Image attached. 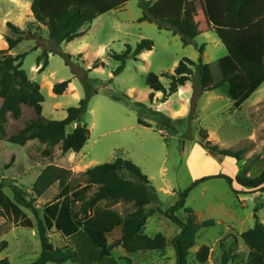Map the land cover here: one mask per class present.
I'll use <instances>...</instances> for the list:
<instances>
[{"label":"rangeland","instance_id":"374dc122","mask_svg":"<svg viewBox=\"0 0 264 264\" xmlns=\"http://www.w3.org/2000/svg\"><path fill=\"white\" fill-rule=\"evenodd\" d=\"M190 6L200 29L204 30L196 39L198 47H185L179 35L161 31L155 23L140 22L143 11L139 1L132 0L84 27L83 35L71 43H55L50 40L47 28L35 25L31 28L34 35L26 36L10 52L13 56L26 54L23 69L42 89L46 119L64 121L70 109L79 107L82 100L90 97L81 124L87 125L91 134L80 153L65 154L59 146L51 150L52 157L46 154L48 146L38 140L19 146L0 139L1 181L6 186L17 184L33 199V186L51 164L72 169V183L77 185L86 183L83 172L89 168L114 163L118 157L132 161L159 195L158 205L150 207H158L160 212L149 219L146 234L150 237L164 235L167 249L165 255L155 251L129 255L116 247L113 256L120 264H128L123 258L131 259L132 264H178L174 242L182 229L167 214L180 201L179 193L207 176L256 178L264 170V85L242 108L235 109L227 88L202 92L199 67H194L192 81L180 88L179 93L167 101L163 93L155 94L150 100L147 76L156 74L169 92L170 77L180 62L190 59L199 64L202 46L206 48L203 61L210 66L214 81L222 79L218 61L226 56V48L214 31H205L207 24L198 1L191 0ZM34 20L32 0H0V51L8 49L5 37L12 36L7 23L29 30ZM144 40L154 42L153 50L143 53L138 60L128 59L123 72L117 73L122 64L112 55L125 52L129 46L136 49ZM60 53L71 54L73 58L69 60ZM45 55H48L49 65L45 72L39 73V59ZM96 62L104 63L105 67H96ZM64 81H71L67 92L54 94V86ZM5 99L0 94V107ZM35 119L34 109L25 105L19 120L8 115L7 137L16 135ZM140 121L151 128L142 126ZM76 127L77 124L70 126L68 132ZM205 136L209 137L207 141ZM215 145L221 150H244L241 162L213 153L210 148ZM236 188L241 190L237 185ZM58 191L56 184L41 199H36L40 218L44 205ZM5 192L14 197L8 187ZM105 204L123 216L133 211L130 204ZM186 207L194 210L200 222L215 221L214 227L202 229L198 234L188 264H201L197 253L203 246L212 251L207 264H222V241L228 250L239 255V260H246L249 251L240 235L254 228L257 219L264 224V192L236 196L226 180L215 178L198 186L187 199ZM24 212L37 225L35 213L28 209ZM175 216L186 219L184 210L177 211ZM121 236L120 229L109 235V239L113 243ZM50 239L56 248L65 246L59 233H50ZM4 242L8 246L1 249ZM41 253L37 226L34 229L16 227L12 216L0 215V260L34 264Z\"/></svg>","mask_w":264,"mask_h":264},{"label":"trees","instance_id":"16d2710c","mask_svg":"<svg viewBox=\"0 0 264 264\" xmlns=\"http://www.w3.org/2000/svg\"><path fill=\"white\" fill-rule=\"evenodd\" d=\"M130 1L132 0H32L35 22L29 24V30L7 23L12 36L5 37L8 49L0 51V94L6 97L0 107L1 140L19 146L38 140L48 146L47 155H51V150L59 146L65 154L80 153L84 149L91 132L87 125L81 124V120L88 110L90 97L82 100L79 107L70 109L66 120L46 119L43 116L45 98L42 89L23 69L26 54L13 56L10 52L22 43L26 36L34 35L31 28L35 25L47 28L51 41L71 43L83 35L84 27L107 13L121 9ZM138 1L143 11L140 22L155 23L159 30L179 35L185 47L191 45L198 47L196 39L202 32L189 0ZM200 1L208 23L227 51V55L218 61L221 81H214L210 66L203 62L205 46H202L199 48L201 54L199 64L190 59L180 62L174 75L170 77L169 92L156 74L150 73L147 76L146 85L151 90L150 100L155 94L163 93L164 101H167L177 94L180 88L192 81L193 68L199 67L202 92L227 88L228 96L233 100V107L240 109L264 85V0ZM154 46L153 41L144 40L136 49L129 46L121 54L114 53L113 59L122 64L117 73L123 72L128 59L138 60L143 53L152 51ZM60 54L69 60L73 58L71 54ZM48 65V55L41 57L38 63L39 73L45 72ZM95 66L105 67L104 63L99 62H96ZM70 83L71 81L57 83L53 93L65 94ZM24 105L34 109L36 119L19 133L8 138L5 130L7 117L12 115L14 119L19 120ZM76 124L77 127L68 132V128ZM140 124L151 128L146 122L140 121ZM208 139V136L204 137V140ZM207 145L210 146L211 142L208 141ZM210 150L220 157L237 162H241L244 155V150H221L218 145ZM14 160L13 157L12 163ZM83 176L86 183L74 185L71 170L51 164L41 173L33 186L32 193L35 195L33 199L29 198L24 188L17 184L9 183L6 186L0 177V215L12 216L16 227L38 228L42 253L34 264H120L113 256L116 247H121L129 255L149 251L165 255L166 237L162 234L155 237L146 234L149 219L160 212L158 207H150L158 205L159 195L137 165L118 157L114 163L87 169ZM215 178L226 180L236 196L264 192V170L256 178L238 176L233 179L223 174L207 176L197 180L185 191H181L180 201L167 214L182 229L174 242L178 264H188V256L196 246L200 231L215 226L214 220L200 222L194 210L186 207L190 194L202 183ZM56 184L59 191L44 205L40 218L36 199H41ZM236 185L241 190H238ZM6 187L11 189L13 198L5 192ZM95 189L97 190L90 196ZM105 203L130 204L133 211L123 216ZM24 209L35 213L37 225ZM179 210L185 211V220L175 216ZM118 228H122L121 238L110 243L108 236ZM52 232L61 234L65 241L64 247H54L50 239ZM240 237L249 251L246 260H239V255L228 250L222 241L221 249L224 251L222 264H264V224L260 219H257L254 228ZM7 246V242H4L1 249H6ZM211 253L209 247H201L197 253V261L207 264ZM123 259L132 264L131 259ZM0 264L11 263L8 259H3L0 260Z\"/></svg>","mask_w":264,"mask_h":264},{"label":"crops","instance_id":"0c3cea01","mask_svg":"<svg viewBox=\"0 0 264 264\" xmlns=\"http://www.w3.org/2000/svg\"><path fill=\"white\" fill-rule=\"evenodd\" d=\"M190 1H191V0H189V3H190ZM197 1H198V3H199L200 6H201L202 13H203V15H204V19H205V22H206V24H207L205 31H214V30L211 28L212 26L208 23V20H207V17H206V15H205V12H204L203 6H202V4H201V1H200V0H197ZM191 9H192V8H191ZM192 12H193V10H192ZM32 14H33V13H32ZM34 19H35V18H34ZM195 20H196V19H195ZM33 22H35V20H34ZM33 22H31V23H33ZM196 22H197V21H196ZM197 23H198V22H197ZM198 24H199V28H200V23H198ZM44 28H45V27H44ZM200 31H201L202 33L204 32V30H201V29H200ZM205 50H206V48H205ZM226 52H227V51H226ZM205 53H206V51L204 52V56H205ZM226 55H227V54H226ZM204 56H203V57H204ZM203 62H204V61H203ZM36 71H37V68H36ZM179 90H180V89H179ZM178 93H179V92H178ZM59 167H60V166H59ZM61 168H63V167H61ZM65 169H66V168H65ZM69 170H71V171L73 172V175H74V171H73L72 169H69ZM85 171H86V170H85ZM85 171H84V172H85ZM84 172H83V173H84ZM120 229L122 230V228H118L116 231H118V230H120ZM116 231H115V232H116ZM115 232H114V233H115ZM112 234H113V233H112ZM108 238H109V236H108ZM120 238H121V237H120ZM120 238H119V239H120ZM109 241H110V239H109ZM110 243H112V242L110 241ZM121 249H122V248H121ZM125 253H126V252H125Z\"/></svg>","mask_w":264,"mask_h":264},{"label":"bare ground","instance_id":"6f19581e","mask_svg":"<svg viewBox=\"0 0 264 264\" xmlns=\"http://www.w3.org/2000/svg\"><path fill=\"white\" fill-rule=\"evenodd\" d=\"M182 95V94H181Z\"/></svg>","mask_w":264,"mask_h":264}]
</instances>
